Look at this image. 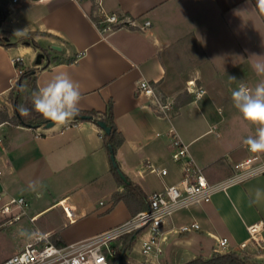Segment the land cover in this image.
<instances>
[{
  "label": "crops",
  "instance_id": "crops-1",
  "mask_svg": "<svg viewBox=\"0 0 264 264\" xmlns=\"http://www.w3.org/2000/svg\"><path fill=\"white\" fill-rule=\"evenodd\" d=\"M0 5L12 11L1 26L11 31L12 44H0V111L6 110L9 117L14 108L7 94L18 76L13 58L21 56L26 66L40 68L39 88L56 74L67 72L80 85L82 110L105 111L112 100L115 123L125 137L115 152L117 164L148 196L181 179L182 165L172 158V129L190 144L194 159L211 182L240 170L248 157L264 162V152H251L244 144L249 135H255L257 126L244 121L231 101V93L241 81L254 89L264 80L253 67L264 64V4L259 0H102L105 12L135 21V25L105 33L92 18L90 0H0ZM146 21L151 24L141 28ZM35 31L44 32L34 38L47 48L49 56L40 47L22 42V36ZM53 44L61 49L52 48ZM40 53L45 57L37 64ZM56 57L62 61L54 63ZM73 57L74 62L65 61ZM49 60L53 62L50 67L41 68ZM144 78L153 82L163 97L173 100L170 118L159 115L150 99L138 94L137 86ZM198 89L204 92L197 95ZM75 122L68 127H30L0 117V195L4 200L24 196L29 201L26 223L23 217L13 224L6 222L1 212L4 200L0 201V232L21 225L12 234L18 238L14 253L32 241L36 232L65 245L95 236L133 216L124 201L113 200L114 192L123 186L111 172L105 131L93 120ZM147 162L166 167L168 173L158 175ZM108 175L117 187L107 212L118 209L116 218L68 239L50 227L24 229L48 209L69 219L64 210L69 206L75 218L70 224L95 214L89 211L86 196L78 199L77 193L85 186L101 187L100 179ZM257 189L264 190V172L169 216L163 226L167 255L172 249L183 252L180 262H171L210 257L220 250L218 240L223 237L228 238L226 251L264 261V227L260 243L240 245L250 236L247 226L259 222L264 226V194L257 199ZM41 192H47V202L35 211L29 196ZM31 216H35L33 221ZM192 222L201 227L179 231L182 224ZM22 230L27 234L21 235ZM134 246L122 253V264L135 261ZM184 247L185 251L181 250ZM10 255L0 259V264ZM141 261L146 264L145 258ZM165 263L169 264V258Z\"/></svg>",
  "mask_w": 264,
  "mask_h": 264
},
{
  "label": "built area",
  "instance_id": "built-area-1",
  "mask_svg": "<svg viewBox=\"0 0 264 264\" xmlns=\"http://www.w3.org/2000/svg\"><path fill=\"white\" fill-rule=\"evenodd\" d=\"M90 1L97 4L98 19L93 20L102 33L118 26L135 25V21L128 16L105 12L102 9V0ZM150 24V21H146L141 28ZM13 61L14 64L17 61L24 62L21 56L14 57ZM137 92L150 99L159 115L171 117L174 111L173 100L163 97L153 82L146 78L140 80ZM203 92L204 89H198L197 95ZM74 123L76 122L72 119L64 126L68 127ZM171 133L172 158L182 165V176L179 182L166 184L163 189L152 192L149 195V208L136 213L127 221L113 228L71 244L59 245L49 240V237L44 234L36 232L32 241L26 243L18 252L8 256L3 264H113L118 253L115 244L122 236L137 231V236L141 237V251L146 258V264H162L160 257L164 252L163 244L167 240L163 226L169 216L192 204L209 201L214 194L226 191L230 186L242 182L254 174L264 172V162L257 163L253 157H248L242 162L240 170L220 181L211 182L207 178L204 168L194 159L190 144L183 141L175 129H172ZM157 135L160 133L158 132ZM1 142H3V138L0 137ZM147 166L160 176L168 173V169L164 166H154L150 162H147ZM3 200V195H0V201ZM28 208L29 201L26 197L9 196L4 200L1 212L6 215V222L13 224L28 215ZM64 210L69 220L75 221L69 206H64ZM30 219L33 221L35 216H31ZM200 227L198 222L185 223L179 227V231L190 232ZM263 227L260 222L247 226L250 236L240 244L241 247H246L248 241L260 243ZM218 246L220 251H225L228 247V238H220Z\"/></svg>",
  "mask_w": 264,
  "mask_h": 264
},
{
  "label": "trees",
  "instance_id": "trees-1",
  "mask_svg": "<svg viewBox=\"0 0 264 264\" xmlns=\"http://www.w3.org/2000/svg\"><path fill=\"white\" fill-rule=\"evenodd\" d=\"M11 9L7 6L0 5V44L5 46H10L11 42V31L3 29L2 22L9 17L11 14ZM120 15V14H119ZM125 16V15H120ZM92 18L97 20V4L93 3L92 6ZM35 34H44V32H30L22 36V42L32 44L35 47H40L42 51L47 53L49 52L47 48H43L35 40ZM76 57L65 59L68 63L74 62ZM62 60L59 57L54 58L53 62H61ZM47 61L41 68H48L53 63ZM16 68L18 69V76L15 79L14 85L7 94L8 99L13 105L14 112L13 116L9 117L6 110L0 111L1 119L8 120L14 124L25 125L30 127H38L40 125H46L48 120H45L42 116L36 113L34 110L31 111V114L28 116H21L18 111V106L24 104L29 109L32 108L31 105V96L33 92L39 89L38 87V72L40 68L35 66H26L24 62H16ZM175 107V105H174ZM79 114L89 116L90 119L97 122L98 120H104L106 124L110 127V132L104 134L105 145L108 148L109 154H115L116 150L124 143L125 137L118 130V127L114 120V111H113V102L110 100L107 104L105 111H100L96 109L82 110L80 109ZM111 172L116 178L119 186H123V189H118L113 194L114 203L119 201H124L132 215L145 210L150 207L149 196L142 190L140 185L132 181L127 175H125L118 165L112 164ZM137 232L132 234H127L122 236L119 239V243L115 244L116 249L118 250L117 256L113 261V264H122L123 255L128 249H130L137 238ZM61 245V244H59ZM122 255V256H121ZM182 264H264L263 260H257L246 253L239 251H215L210 257L196 256L188 261H185Z\"/></svg>",
  "mask_w": 264,
  "mask_h": 264
},
{
  "label": "clouds",
  "instance_id": "clouds-1",
  "mask_svg": "<svg viewBox=\"0 0 264 264\" xmlns=\"http://www.w3.org/2000/svg\"><path fill=\"white\" fill-rule=\"evenodd\" d=\"M264 4V0H259ZM257 75H264V64L254 66ZM236 80L235 77H230ZM82 92L80 85L75 82L67 72L56 74L44 87L33 92L31 96L32 108L24 104L18 106L21 116H28L35 111L45 120L54 125H64L79 115ZM233 107L238 111L244 121L257 126L255 135H249L244 144L251 152H264V80H261L254 89L249 88L243 81L231 93ZM33 191L35 187L30 185ZM264 194V190H256V198ZM39 197V193H37ZM22 230L21 235H26Z\"/></svg>",
  "mask_w": 264,
  "mask_h": 264
},
{
  "label": "rangeland",
  "instance_id": "rangeland-1",
  "mask_svg": "<svg viewBox=\"0 0 264 264\" xmlns=\"http://www.w3.org/2000/svg\"><path fill=\"white\" fill-rule=\"evenodd\" d=\"M40 35V34H39ZM34 36V35H33ZM112 176L108 175L106 178H101L100 180L102 181L101 184L102 186L99 188H94V186H85L82 190H80L77 193L78 199H81L82 196H86V203L88 204V209L89 211L95 212V214L90 215L89 217L83 218L80 221H77L76 223L70 224L69 219L66 218H60L58 214H56L54 211H49L50 209L44 211L39 215V217L35 220L34 223H29L28 225L24 226V229L27 231H32L33 226L37 229V227H50L54 228L55 232L60 231L62 234H64L65 237H68L70 235H78L80 232L84 231L85 228L91 227V226H96L101 222H105L108 219L116 218L117 214L119 212L118 209H116L113 213L107 212V209L112 206V194L113 191L116 189V182L115 184L112 183ZM47 192H41L39 197L36 195L34 197L29 196L31 199V206L35 211L40 210L41 208L44 207V205L47 202ZM188 208L181 209L177 212H175L173 215L183 213L185 210ZM125 210V209H123ZM109 214V215H108ZM108 215V216H107ZM100 216V217H98ZM26 217L23 218V222L26 223ZM17 226L21 225H12L11 227L8 228H2L5 231L0 232V259L3 257L13 254L15 251V241L18 240L17 237H15L13 234V231L17 229ZM56 229V230H55ZM59 232V233H60ZM163 244L164 247V252L160 257V262L162 264H166L167 258H169V264H175L176 259L179 260L182 259L180 256L183 252L182 251H175L172 249L171 253H169V245ZM134 259L135 261L132 262V264H141L143 263L142 261L140 262L141 259H144L145 256L142 254L141 251V237L137 236L136 241L134 242ZM140 246V248H139ZM167 246V248H166ZM22 249V248H21ZM186 247H184L185 251ZM226 251V250H225ZM144 257H140L141 255ZM249 255V254H248ZM181 258H180V257ZM254 258V256L249 255ZM184 257V256H183ZM146 259V258H145ZM162 259V260H161ZM188 259V258H187ZM171 260H175V263L171 262ZM184 261V260H183ZM181 261V262H183ZM146 263V261L144 262ZM131 264V263H129Z\"/></svg>",
  "mask_w": 264,
  "mask_h": 264
},
{
  "label": "water",
  "instance_id": "water-1",
  "mask_svg": "<svg viewBox=\"0 0 264 264\" xmlns=\"http://www.w3.org/2000/svg\"><path fill=\"white\" fill-rule=\"evenodd\" d=\"M52 48H54V49H61V47L60 46H58V45H52ZM45 57V55H44V53H40V54H38V57H37V64H41L42 63V61H43V58ZM88 119H90V117L89 116H86V115H81V114H79L78 116H76L73 120H88ZM97 124L106 132V133H109L110 132V127L106 124V122L104 121V120H98L97 121ZM46 126L47 127H52V126H54V124L50 121V122H48L47 124H46ZM111 160H112V163L114 164V165H118L117 164V161H116V156H115V154L113 153V154H111Z\"/></svg>",
  "mask_w": 264,
  "mask_h": 264
}]
</instances>
